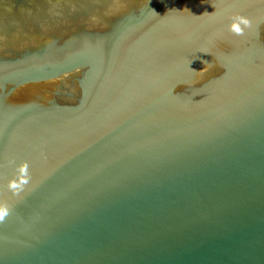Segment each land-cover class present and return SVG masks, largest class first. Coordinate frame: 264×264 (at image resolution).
Masks as SVG:
<instances>
[{
  "label": "water",
  "instance_id": "obj_1",
  "mask_svg": "<svg viewBox=\"0 0 264 264\" xmlns=\"http://www.w3.org/2000/svg\"><path fill=\"white\" fill-rule=\"evenodd\" d=\"M0 203V264H264V0H0Z\"/></svg>",
  "mask_w": 264,
  "mask_h": 264
},
{
  "label": "clouds",
  "instance_id": "obj_2",
  "mask_svg": "<svg viewBox=\"0 0 264 264\" xmlns=\"http://www.w3.org/2000/svg\"><path fill=\"white\" fill-rule=\"evenodd\" d=\"M208 14V13H204ZM252 21L246 16L235 13L231 17V22L228 24V31L235 36H243L245 34V29L250 28ZM17 177L16 179L10 180L8 182V190L14 196H18L25 187L29 185L31 180V174L29 171V164L27 162L21 163L17 166ZM10 215V208L5 203H0V222L5 221V219Z\"/></svg>",
  "mask_w": 264,
  "mask_h": 264
}]
</instances>
